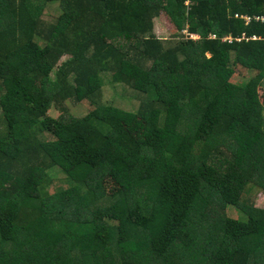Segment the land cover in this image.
<instances>
[{"label":"trees","instance_id":"trees-1","mask_svg":"<svg viewBox=\"0 0 264 264\" xmlns=\"http://www.w3.org/2000/svg\"><path fill=\"white\" fill-rule=\"evenodd\" d=\"M0 126V264H264V0H0Z\"/></svg>","mask_w":264,"mask_h":264},{"label":"rangeland","instance_id":"rangeland-1","mask_svg":"<svg viewBox=\"0 0 264 264\" xmlns=\"http://www.w3.org/2000/svg\"><path fill=\"white\" fill-rule=\"evenodd\" d=\"M61 16V10L59 5H49L44 14V20L47 23H51L55 21L57 18ZM153 34L160 39L166 47L169 45L181 42V40H185L184 36H188L187 32H183L182 35L179 34L169 19L164 16L161 19H157L154 21V30ZM198 37H193V41L198 40ZM209 57V56H207ZM66 59L62 62H65ZM241 74L240 78H236L235 81H241L243 84L249 82L253 77H255V73L252 72H242L238 71ZM52 80H55L54 74L51 76ZM107 79L104 81V87L101 93V103L106 105H113L114 108L123 110V111H136L140 105V102L135 99V93L127 89L126 87H122L121 85L112 84L110 76H106ZM72 117H83L89 112V105L87 103H83L81 105H77L75 107L69 106ZM50 114L59 116L61 112L59 110H51ZM1 127V126H0ZM2 128V127H1ZM64 176L61 173L54 172L51 175V181L48 185V192H53L56 188L57 190L67 189L68 184L64 183ZM251 203L256 208H264V191L258 190L255 191L250 197ZM228 215L232 218H239L240 214L237 210L229 208Z\"/></svg>","mask_w":264,"mask_h":264},{"label":"built area","instance_id":"built-area-1","mask_svg":"<svg viewBox=\"0 0 264 264\" xmlns=\"http://www.w3.org/2000/svg\"><path fill=\"white\" fill-rule=\"evenodd\" d=\"M246 21L248 24L250 23V20L247 19ZM191 39H193V37ZM213 39L215 40L216 37H213ZM224 42H232V39H226Z\"/></svg>","mask_w":264,"mask_h":264},{"label":"clouds","instance_id":"clouds-1","mask_svg":"<svg viewBox=\"0 0 264 264\" xmlns=\"http://www.w3.org/2000/svg\"><path fill=\"white\" fill-rule=\"evenodd\" d=\"M228 39H231V38H228ZM225 41V40H224ZM231 43V42H230Z\"/></svg>","mask_w":264,"mask_h":264}]
</instances>
